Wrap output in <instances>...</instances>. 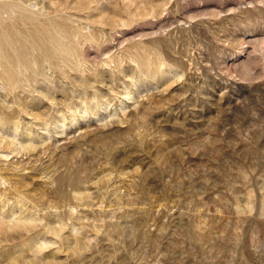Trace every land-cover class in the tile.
I'll list each match as a JSON object with an SVG mask.
<instances>
[{
    "label": "rangeland",
    "instance_id": "1",
    "mask_svg": "<svg viewBox=\"0 0 264 264\" xmlns=\"http://www.w3.org/2000/svg\"><path fill=\"white\" fill-rule=\"evenodd\" d=\"M0 34V264H264V0H0Z\"/></svg>",
    "mask_w": 264,
    "mask_h": 264
},
{
    "label": "bare ground",
    "instance_id": "2",
    "mask_svg": "<svg viewBox=\"0 0 264 264\" xmlns=\"http://www.w3.org/2000/svg\"><path fill=\"white\" fill-rule=\"evenodd\" d=\"M5 8H6V7H5ZM4 27H5V26H4ZM7 31H8V30H7ZM9 31H10V30H9ZM5 32H6V31H5ZM11 34H12V33H11ZM11 34H10V36H11ZM0 36H1V34H0ZM34 36H35V35H34ZM8 37H9V36H8ZM2 38H3V36H2ZM2 38H0V39H1V40H6V39H4V38L2 39ZM10 38H11V37H10ZM12 38H14V37H12ZM38 38H39V37H38ZM12 40H13V39H12ZM12 40H11V41H12ZM14 40H15V39H14ZM6 41H7V40H6ZM11 41H10V42H11ZM3 42H4V41H3ZM13 42H14V41H13ZM5 43H6V42H5ZM4 45H5V44H4ZM1 47L4 48V46H1ZM5 47H6V46H5ZM12 47H13V46H12ZM3 48H2V49H3ZM6 50H7V49H6ZM4 51H5V50H4ZM0 52H1V50H0ZM1 53H2V52H1ZM4 53H5V52H4ZM6 53H8V52L6 51ZM6 53H5V54H6ZM2 54H3V53H2ZM8 55H9V54H8ZM1 56H2V55H1ZM3 56H4V55H3ZM3 56H2V58H5V57H3ZM6 56H7V54H6ZM11 56H12V55H11ZM11 56H7V57H8V58H11ZM7 61H8V59H7ZM9 61H11V60H9ZM6 64H8V63H6ZM11 64H12V63H11ZM9 66H11L10 63H9ZM16 66H17V65H16ZM8 69H9V68H8ZM8 72H9V71H8Z\"/></svg>",
    "mask_w": 264,
    "mask_h": 264
}]
</instances>
